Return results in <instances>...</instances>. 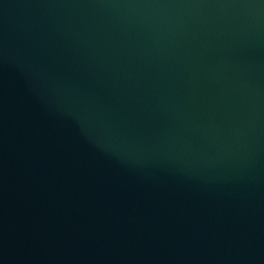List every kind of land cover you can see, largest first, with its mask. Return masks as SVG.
<instances>
[{"label": "water", "instance_id": "obj_1", "mask_svg": "<svg viewBox=\"0 0 264 264\" xmlns=\"http://www.w3.org/2000/svg\"><path fill=\"white\" fill-rule=\"evenodd\" d=\"M0 264H264V0H0Z\"/></svg>", "mask_w": 264, "mask_h": 264}]
</instances>
